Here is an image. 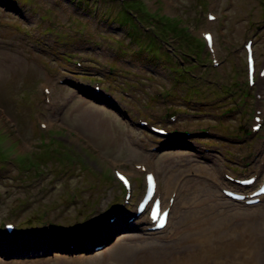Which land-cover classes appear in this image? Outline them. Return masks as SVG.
Here are the masks:
<instances>
[{"label":"rangeland","instance_id":"rangeland-1","mask_svg":"<svg viewBox=\"0 0 264 264\" xmlns=\"http://www.w3.org/2000/svg\"><path fill=\"white\" fill-rule=\"evenodd\" d=\"M199 30L214 32L218 57ZM248 38L260 67L264 0H0V264L122 263V246L166 245L184 204L170 210L167 230L145 232L144 214L130 219L143 187L135 164L156 173L163 201L170 180L192 179L224 210L255 208L221 192L236 186L224 175L256 172L258 182L264 170V123L250 129L264 80L248 91ZM84 107L108 118V138L84 129ZM114 167L131 175L130 205Z\"/></svg>","mask_w":264,"mask_h":264},{"label":"bare ground","instance_id":"bare-ground-1","mask_svg":"<svg viewBox=\"0 0 264 264\" xmlns=\"http://www.w3.org/2000/svg\"><path fill=\"white\" fill-rule=\"evenodd\" d=\"M212 21L210 22H216L217 17ZM214 40L215 37L212 34L211 48L217 52ZM244 44L245 41L242 42V47H244ZM219 61L218 58L216 62L219 64ZM218 66H220V64ZM134 112L136 111L134 110ZM100 113V110L94 109L93 107H84L78 114V121L82 123L85 130L93 133L97 131L105 132V136L108 138L109 129L112 125L109 123L108 118ZM256 122L257 121L254 119L251 123L257 126ZM139 126L140 128H144V126ZM259 130L260 128L258 131ZM110 132L112 133L113 131ZM151 133L155 134L153 132ZM155 135L161 138L164 137L158 134ZM198 168L199 170L197 171L199 174L203 176L206 175L207 172L206 170L203 171V166H198ZM149 171L148 167L143 165L139 173L143 175ZM119 172L124 173L131 179V175L123 171V169H119ZM151 173L154 175V180L156 181L157 187L155 191L157 193L159 192L158 177L154 171H151ZM180 173L181 171L174 172L173 176H179ZM250 174H255L257 180L258 174L256 172L248 173L247 175ZM201 182L203 184H208L204 180H201ZM168 183L165 189L166 192L163 193V196L165 197L166 195L167 197L165 201H163L162 195L160 194L161 201L167 203L169 197L174 195L171 209L175 210L176 206L181 203L184 204V207L173 225L172 236L169 237L167 244L159 245L154 242H145L148 240L153 241L154 238H151L153 236L142 237L139 240L145 243L137 242L134 244L135 246L131 248L126 246L120 247L119 250L125 253L122 263H108L104 261L101 264H215L214 261H212L213 257L218 264H221V260L225 256H228L229 261L236 260V262H231V264H264V255L260 253L261 250L264 249V240L257 232L258 217L261 213L259 209L260 206L258 205H260L261 202L249 205H245L246 203L243 202L242 206L248 208L255 207L250 212H240L237 210L227 211L224 210L220 201L215 200L213 191H207V189L203 190V188L192 179L182 184H178L177 180L174 179L170 180ZM238 187L239 186H235L233 188L236 189ZM253 187V185H248L243 186V189H253ZM240 191H242V188ZM222 195L224 196L223 193ZM261 197L264 198V194L261 195ZM225 198L227 197L225 196ZM228 201H230V199ZM230 202L238 204L232 202V200ZM130 215V219H133V217L135 219V213ZM170 223L171 219L169 215L165 225L161 228L162 231L167 230ZM149 230L151 231L150 228ZM146 231L147 227H145V232ZM247 250L249 252H246ZM230 251H232L231 255H224L225 252ZM241 251L244 253H251L252 255H236L237 252L241 254ZM127 252L132 256V259L130 256L126 255Z\"/></svg>","mask_w":264,"mask_h":264},{"label":"snow or ice","instance_id":"snow-or-ice-1","mask_svg":"<svg viewBox=\"0 0 264 264\" xmlns=\"http://www.w3.org/2000/svg\"><path fill=\"white\" fill-rule=\"evenodd\" d=\"M120 179L123 180L125 183H127V181L125 180V178L123 176H120ZM161 226H163V221H161Z\"/></svg>","mask_w":264,"mask_h":264},{"label":"trees","instance_id":"trees-1","mask_svg":"<svg viewBox=\"0 0 264 264\" xmlns=\"http://www.w3.org/2000/svg\"><path fill=\"white\" fill-rule=\"evenodd\" d=\"M127 14V13H126ZM127 16V15H126ZM122 23H124L125 24V16H124V18H123V21H122Z\"/></svg>","mask_w":264,"mask_h":264}]
</instances>
